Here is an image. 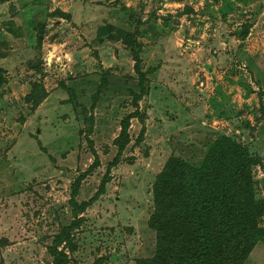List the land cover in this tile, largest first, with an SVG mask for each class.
Listing matches in <instances>:
<instances>
[{"label": "rangeland", "instance_id": "obj_1", "mask_svg": "<svg viewBox=\"0 0 264 264\" xmlns=\"http://www.w3.org/2000/svg\"><path fill=\"white\" fill-rule=\"evenodd\" d=\"M221 137L260 162L263 200L264 0H0V264H57L74 223L67 264L151 258L158 175Z\"/></svg>", "mask_w": 264, "mask_h": 264}, {"label": "trees", "instance_id": "obj_2", "mask_svg": "<svg viewBox=\"0 0 264 264\" xmlns=\"http://www.w3.org/2000/svg\"><path fill=\"white\" fill-rule=\"evenodd\" d=\"M133 55L139 61V53ZM133 97L138 109L141 95ZM143 118L137 110L121 122L115 141L120 151L129 143L132 120L143 124L141 136L145 134ZM258 166L260 162L245 146L227 137L211 145L200 167L170 158L153 187L154 211L148 225L156 234L155 253L137 264H246L257 245L264 243V199L256 198L254 178ZM81 180L74 185L75 214L90 205L74 201ZM106 182L104 179L103 187ZM75 225L64 229L50 248L57 264H67L59 246L75 249L70 234Z\"/></svg>", "mask_w": 264, "mask_h": 264}]
</instances>
